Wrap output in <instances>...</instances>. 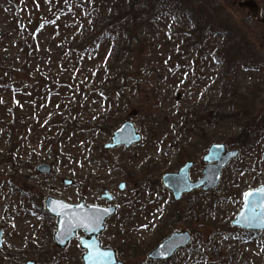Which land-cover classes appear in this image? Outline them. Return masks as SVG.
Here are the masks:
<instances>
[{
	"label": "rangeland",
	"instance_id": "374dc122",
	"mask_svg": "<svg viewBox=\"0 0 264 264\" xmlns=\"http://www.w3.org/2000/svg\"><path fill=\"white\" fill-rule=\"evenodd\" d=\"M34 1L38 4V0ZM205 2L219 8L211 17L214 23H217L219 13L227 15L246 36L249 49L243 53L245 66H264V23L261 21L264 19V0ZM199 5L200 1L195 7ZM15 10V5L0 0L1 54L13 55L17 50ZM170 25L169 21L163 23L159 31L168 34ZM56 32L47 28L40 30L36 37L45 44ZM221 37L217 36L211 43H220ZM186 55L195 58V52H187ZM203 57L198 66L192 61L182 62L175 78L165 82L157 92L158 96L152 91L157 76L151 78V99L142 94L137 100H131L127 114L121 121L111 122L108 132L86 126L88 132L85 136H73L70 142L60 146L58 158L55 159L53 152L55 142L50 146L39 133L36 135L32 131L22 140L24 144L17 150L14 160L0 159V230L3 231L0 264H24L27 261L35 264H82L83 251L79 249L77 240L64 250H59L54 244L52 236L56 218L45 211L44 199L50 196L68 203L84 200L86 204L107 205L100 198L105 190L113 195L112 204L117 213L107 220L99 237L102 246L115 249L118 259L124 264L148 259V253L175 231H187L191 235V242L176 255L187 259L189 264H264V230H244L231 225L243 205V194L264 185V142L258 144V149L243 151L232 145L235 130L228 132L220 141H205L194 138L189 130H179L180 126L171 120L170 111L178 105L201 102L202 116L205 117L211 109L210 99L211 102L221 99L224 81L218 73L222 64L208 52ZM51 69L53 72L57 70ZM261 74L264 75V70ZM248 75L239 73L232 83L238 82L243 91L249 86L244 80ZM260 88L257 109L264 108V84ZM175 98L181 103L176 104ZM6 100L7 96L1 103ZM161 111L169 115L160 114ZM2 115L0 106V117ZM88 116L91 114L86 118ZM38 118L41 125L48 122L41 114ZM153 118L164 120L166 125L160 123L155 127L151 122ZM125 121L134 124L142 135V141L127 149H105L112 132ZM212 128L211 125L206 126L209 132ZM9 136L6 129L0 128V153L7 147ZM212 143H222L228 150H238V155L222 170L215 189H198L174 202L171 194L161 186V175L175 172L185 161H192L190 177L193 181L198 179L204 168L202 157ZM41 163L51 166L48 175L36 170ZM64 180H70L72 184L67 186ZM120 183L126 185L123 191L118 190ZM177 210L180 214L176 213ZM168 216L171 219L167 220ZM163 221L166 222L163 224ZM157 229H164L160 238H157L160 236ZM165 262L160 263L168 264Z\"/></svg>",
	"mask_w": 264,
	"mask_h": 264
},
{
	"label": "trees",
	"instance_id": "16d2710c",
	"mask_svg": "<svg viewBox=\"0 0 264 264\" xmlns=\"http://www.w3.org/2000/svg\"><path fill=\"white\" fill-rule=\"evenodd\" d=\"M7 1L16 7L17 50L13 55L0 53V128L10 135L0 159L14 160L22 140L32 131L50 146L55 142V159L60 146L73 136H85L86 126L108 132L111 122L117 123L127 114L131 100L142 94L151 96V78L157 76L152 91L158 96L165 82L175 78L182 62L198 66L205 52L222 64L218 73L224 81L222 97L216 102L210 99L211 109L205 117L201 102L178 105L170 111L173 124L180 126L179 130H189L196 139L212 142L235 130L232 145L243 151L258 149L264 142V108H256L264 66H245L246 36L227 15L218 12L214 23L211 17L219 8L213 4L205 0ZM198 1L201 5L195 7ZM167 21L171 31L164 34L159 30ZM47 28L57 32L45 44L40 43L36 36ZM219 35L220 43H211ZM187 52H195V58ZM239 73L249 74L245 79L239 77L249 84L243 91L238 82L234 84ZM177 98L176 104L181 103ZM40 114L48 122L41 125ZM159 121L151 120L155 127L166 125ZM207 125L213 127L212 132L207 131ZM164 229H157V238L164 235ZM176 255L165 263L189 264ZM151 263L145 259L134 264Z\"/></svg>",
	"mask_w": 264,
	"mask_h": 264
},
{
	"label": "water",
	"instance_id": "95a60500",
	"mask_svg": "<svg viewBox=\"0 0 264 264\" xmlns=\"http://www.w3.org/2000/svg\"><path fill=\"white\" fill-rule=\"evenodd\" d=\"M264 23V19L261 20ZM142 141V135L136 130L134 124L129 121L121 123L111 134L110 141L104 145L105 149H115L117 147L130 148ZM238 155V150H228L222 143L211 144L206 154L203 156V163L205 167L202 171V176L197 180L190 179L191 162H186L176 172H166L161 176L162 186L171 192L175 201H178L184 194H189L193 191L201 189L202 191L213 190L218 186L222 170L229 164V162ZM210 156L215 158L207 159ZM36 170L48 175L50 173V166L47 163H41L36 167ZM186 178V179H185ZM71 181L65 180V185H70ZM123 185V187H122ZM125 183L118 185V190L125 189ZM264 189V185L257 188L247 190L242 197L243 205L241 210L231 222V225L244 230L258 231L264 230V224L260 226H247L240 221L241 213L245 212V198L249 192H257ZM101 198L108 202L113 201V196L108 190H105ZM257 211H260L259 205L262 197H254ZM81 206H84L81 208ZM108 209L107 215H103L101 222L93 227L85 228L81 226L87 223L85 213L90 209ZM44 209L48 214L56 218L55 230L53 232L52 240L59 250H64L68 244L77 237L78 232H82V236L77 238L79 248L83 251L81 255L82 264H124L118 259L115 249L110 247H103L99 236L106 228V221L109 220L115 213L116 207L114 205L99 206L95 204H86L85 201H80L77 204H71L64 200L46 197L44 200ZM2 231H0V248L2 247ZM66 236V238H65ZM191 242V235L187 231H175L158 243L147 255L150 261H165L172 258L175 253L185 248ZM90 254L97 257V259H90ZM24 264H35L34 261H27Z\"/></svg>",
	"mask_w": 264,
	"mask_h": 264
},
{
	"label": "snow or ice",
	"instance_id": "6c2138e0",
	"mask_svg": "<svg viewBox=\"0 0 264 264\" xmlns=\"http://www.w3.org/2000/svg\"><path fill=\"white\" fill-rule=\"evenodd\" d=\"M214 158H215L214 156H210L207 159L209 160V163H211V160ZM254 197L264 198V189H261L257 192H249L246 194L245 205H244L245 212L241 213L240 221L238 222L245 223L247 226L250 227L251 226L258 227L264 224V199H262L260 202L259 205L260 211L258 212L257 206L255 204V200L253 199ZM83 207L84 206H81V208ZM109 211L110 210L108 209H104V210L95 209V208L90 209L88 213H85V219L87 220V223L82 224L81 226L87 228L89 227V225H92L93 227H95L101 222L103 215H107ZM89 258L93 260L97 259V257L92 254H90Z\"/></svg>",
	"mask_w": 264,
	"mask_h": 264
},
{
	"label": "flooded vegetation",
	"instance_id": "af4514ba",
	"mask_svg": "<svg viewBox=\"0 0 264 264\" xmlns=\"http://www.w3.org/2000/svg\"><path fill=\"white\" fill-rule=\"evenodd\" d=\"M186 162H191V163H192V167H193V162H192V161H185V162L183 163V165H184ZM202 162H203V157H202ZM183 165H182V166H183ZM49 166H50V165H49ZM182 166H181V167H182ZM192 167L190 168V171H191ZM204 167H205V164H204ZM50 169H51V166H50ZM203 169H204V168H203ZM202 171H203V170H202ZM175 172H176V171H175ZM165 173H166V172H165ZM163 174H164V173H163ZM161 176H162V175H161ZM190 179H191V177H190ZM191 180H192V179H191ZM196 180H197V179H196ZM68 181H70V180H68ZM192 181H193V180H192ZM194 181H195V180H194ZM63 182H64V184H65V180H64ZM160 183H161V177H160ZM71 184H72V181H71ZM71 184H70V185H71ZM67 186H69V185H67ZM161 186H162V184H161ZM162 187H163V186H162ZM163 188H164V187H163ZM164 189H165V188H164ZM166 190H167V189H166ZM200 190H201V189H200ZM108 191H109V190H108ZM167 191H168V190H167ZM196 191H197V190H196ZM201 191H202V190H201ZM168 192L171 194L170 191H168ZM103 193H104V192H103ZM103 193H102V194H103ZM109 193H110V192H109ZM191 193H192V192H191ZM102 194H101V195H102ZM110 194H111V193H110ZM189 194H190V193H189ZM101 195H100V198H101ZM111 195H112V194H111ZM184 195H187V194H184ZM112 196H113V195H112ZM171 197H172V195H171ZM181 198H182V197H181ZM181 198H180V199H181ZM101 199H102V198H101ZM172 199H173V197H172ZM180 199H179V200H180ZM44 200H45V199H44ZM102 200H103V201H106L108 204H107V205H99V206H109V205H113V204H112L113 201H112V202H108L107 200H104V199H102ZM113 200H114V197H113ZM179 200H178V201H179ZM80 201H82V200H80ZM80 201H79V202H80ZM83 201H84V200H83ZM173 201H174V202H178V201H175L174 199H173ZM65 202H66V201H65ZM79 202H78V203H79ZM71 204H77V203H71ZM95 205H97V204H95ZM116 213H117V208H116ZM116 213H115V214H116ZM111 218H112V217H111ZM55 224H56V223H55ZM0 231H2V230H0ZM2 233H3V231H2ZM82 235H83L82 232H78V233H77V237H76L75 239H73V240H77V238L80 237V236H82ZM99 238H100V237H99ZM2 239H3V234H2ZM73 240H72V241H73ZM100 240H101V239H100ZM162 240H163V239H162ZM72 241H71V242H72ZM71 242H70V243H71ZM77 242H78V241H77ZM70 243H69V244H70ZM69 244H68V245H69ZM101 244H102V242H101ZM2 245H3V240H2ZM78 246H79V243H78ZM103 247H104V246H103ZM79 249H80V248H79ZM80 250H81V249H80ZM180 250H181V249H180ZM115 251H116V250H115ZM177 252H178V251H177Z\"/></svg>",
	"mask_w": 264,
	"mask_h": 264
}]
</instances>
